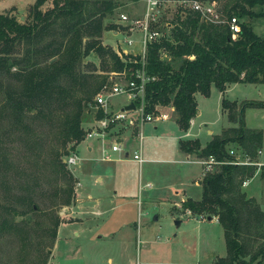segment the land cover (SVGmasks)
<instances>
[{
    "label": "trees",
    "instance_id": "trees-1",
    "mask_svg": "<svg viewBox=\"0 0 264 264\" xmlns=\"http://www.w3.org/2000/svg\"><path fill=\"white\" fill-rule=\"evenodd\" d=\"M43 1L33 0L24 21L11 11L0 12V136L15 135L24 149L45 150L44 166L58 181L51 190L53 202L67 204L73 176L62 155L83 138L81 122L100 86L111 74L130 71L137 64L127 58L139 56L126 53L122 59L100 38L102 30L113 25L104 18L127 0H52L45 8ZM210 2L216 4L223 21L212 22L196 11L181 13L176 8L168 19L171 25L160 26L167 28L166 34L145 45V71L153 76L144 84L145 110L155 104L172 105L183 130L196 111L195 92L207 95L211 83L223 90L236 81L264 82V28L257 33L243 19L259 16L264 22V0ZM231 15L239 21L234 36L226 20ZM87 55L96 57L97 63L84 60ZM220 106L230 124L203 145L196 138H186L178 141L179 148L226 160L234 147L255 157L262 131L245 126L243 110L263 107L264 100L237 102L222 96ZM47 131H51L49 139ZM259 167L264 170V164ZM255 169L254 164L215 165L201 177L200 196L180 201L182 211L216 216L222 227L226 253L210 264H264V210L241 186ZM35 185L36 181L29 186ZM23 198L29 210L37 206L29 194ZM1 207L3 213L8 208ZM58 221L55 216L52 241ZM29 226L26 219L16 223L0 216V232L12 231L21 247L30 242ZM30 264H45V259L36 254Z\"/></svg>",
    "mask_w": 264,
    "mask_h": 264
},
{
    "label": "rangeland",
    "instance_id": "rangeland-1",
    "mask_svg": "<svg viewBox=\"0 0 264 264\" xmlns=\"http://www.w3.org/2000/svg\"><path fill=\"white\" fill-rule=\"evenodd\" d=\"M32 2L0 0V12L11 11L17 20L24 21ZM167 3L162 9L161 20L171 18L176 10L173 0ZM51 4L52 0H44L41 6L45 8ZM142 6L143 0H127L107 15L104 22L113 25L102 30L101 41L113 49L118 43L128 52L139 51L140 31L127 32L117 17L120 12L139 16ZM243 19L257 33L264 28L259 16H244ZM113 29L119 31L108 39ZM126 38H131L132 43L127 44ZM85 59L97 63L94 56L87 55ZM218 94L213 83L207 95L195 93L196 108L201 111L192 116L189 135L178 127L175 114L167 111L164 119L144 121L141 126L136 125L133 132L131 128L126 129L124 135L130 140L126 144L122 141L120 151H109L112 158L108 160L100 158L98 139L82 138L75 151L78 164L70 165L78 182L74 187L77 205L70 214L73 218L58 223L54 244L50 229L55 216L65 217L66 207L53 202L51 190L58 181L44 166L45 150L24 149L15 135L0 136V216L4 214L16 223L26 219L30 225V242L22 244V247L12 231L3 229L0 232V264H30V257L36 254L45 259V264H210L215 256L224 255L226 248L220 223L213 217L201 218L182 211L177 203L180 195L172 190V187H178L183 188L186 194L197 193L199 185L195 180L200 175L201 165L183 160L185 154L178 148L177 140L197 136L202 141L209 135L207 129L217 132L227 124L225 115L219 110ZM225 96L235 97L237 102L243 99L264 100V82L238 84ZM114 98L123 100L125 96ZM244 119L247 126L262 129L260 162L264 163V106H246ZM82 125H87L86 121ZM50 132L47 131L48 139ZM112 139H105L106 147L110 146ZM86 143L92 145L91 150H86ZM138 143L142 157L140 171L130 156ZM124 151L128 155L123 156ZM138 176L141 184L145 181L150 183L145 187L148 190L142 188L137 192ZM249 179L242 189L254 194L255 202L264 208V170L260 172L258 169ZM34 181L37 185L30 188ZM28 194L37 205L33 210L27 208L23 198ZM114 195L115 202L124 198V204L108 215L107 208ZM131 197L132 202L126 201ZM2 205L8 206L4 213L1 212ZM120 211L121 217L116 218ZM176 219L180 220L177 225ZM118 220L130 221L131 228L116 233L111 239L110 233L116 229ZM120 236L130 238L126 248L119 243ZM107 257L111 258L110 261Z\"/></svg>",
    "mask_w": 264,
    "mask_h": 264
},
{
    "label": "built area",
    "instance_id": "built-area-1",
    "mask_svg": "<svg viewBox=\"0 0 264 264\" xmlns=\"http://www.w3.org/2000/svg\"><path fill=\"white\" fill-rule=\"evenodd\" d=\"M169 1L170 0H143L142 10L139 16H129L122 12L118 14L117 20L125 26L127 32L133 30L140 31V37L138 38L140 49L136 53L139 56L137 59L127 58L128 61H132L137 65L131 68L130 71L122 69L119 73L111 74L109 79L104 82L93 95L92 102L88 103L87 125H82L84 131L83 138L93 137L100 141V158H110L109 151H120L122 149V141H124V139L119 132L121 128L125 129L128 126L136 125L141 126L144 121L165 117V113L155 111V105L152 110H145L144 84L149 79H152L153 76L147 74L145 71L144 50L146 43L166 34L167 28H160V26L168 27L171 25L168 19L160 20L162 9ZM173 2H175V7L180 9L181 13L186 10H193L198 12L200 17L212 22L223 21L216 4L211 3L210 0H173ZM226 20L230 33L234 36L239 30V21L234 15H231ZM124 41L127 44L132 43L131 38H126ZM114 50L122 59H124V54L130 53L119 45H117ZM126 73H129L128 76H126ZM116 95H124L125 100L122 101L120 107L113 108V99ZM129 102H132L133 106L127 109L123 108V106ZM109 137H113V139L110 146L106 147L105 139ZM259 152L260 149H256V154ZM228 153L231 157L226 160L216 159L211 154L205 157L188 156L185 157L184 160L200 163L202 173L211 170L213 166L223 162L254 164L256 165V169L254 170L255 173L260 164H262L256 157L241 153L234 147L229 148ZM130 156L138 164L142 162L139 143L131 151ZM63 159L69 170L70 165L78 164V157L74 150H69L68 153L64 155ZM251 177L252 176L242 179L241 185L246 184ZM75 185H78L77 181H75L73 187H75Z\"/></svg>",
    "mask_w": 264,
    "mask_h": 264
},
{
    "label": "crops",
    "instance_id": "crops-1",
    "mask_svg": "<svg viewBox=\"0 0 264 264\" xmlns=\"http://www.w3.org/2000/svg\"><path fill=\"white\" fill-rule=\"evenodd\" d=\"M117 31H119V30H115V29H113V30H111V37L110 38H108V39H112V37H113V34H115ZM117 45H119L118 43H117ZM137 53V51H135V52H130L129 54H132V55H135ZM191 57V56H190ZM241 83H257V82H243V81H236V82H231V83H228V84H226L225 85V87H224V89L223 90H218V96H219V103H218V105H219V110H220V113H222L223 115H225V117H226V114H225V111L221 108V106H220V99H221V97L222 96H224V97H226L225 96V94L226 93H228V91L230 92L231 90H234V88H236L237 87V85L238 84H241ZM211 85V84H210ZM195 93H197V92H195ZM195 93H194V99H195ZM116 96H118V95H116ZM115 96V97H116ZM226 98H228V97H226ZM228 99H234V100H236L237 101V99L235 98V97H233V98H228ZM258 99H263V98H258ZM125 100V98L123 99V100H121V99H113V108H116V107H120L121 105H122V101H124ZM238 101H240V100H238ZM195 103H196V101H195ZM155 111H157V112H163V113H165V117H166V114H167V111H170V112H173V114H175L174 113V110H173V106L172 105H170V104H155ZM201 111V109H197L196 108V111H195V113H198V112H200ZM175 116H176V114H175ZM165 117H163V118H160V119H164ZM87 118H88V114H86V116L83 118V122L84 121H86L87 120ZM226 120H227V118H226ZM191 121H193V119H192V117L189 119V125L187 126V128L184 130V133H185V135H189V133H190V131H189V128H190V123H191ZM243 121H244V124H245V126H247L246 125V119H244V110H243ZM230 124V122L227 120V124L225 125V126H227V125H229ZM225 126H222L221 127V129L223 128V127H225ZM247 127H250V126H247ZM128 128H131L132 129V132L133 131H135L136 130V126H128V127H126L125 129H120L119 130V132L121 133V135L123 136V139H124V143L126 144V143H128V141L130 140L129 138H128V136H126V135H124V132H125V130L126 129H128ZM250 128H255V127H250ZM220 129V130H221ZM257 129H260L261 131H262V129L261 128H257ZM219 130V131H220ZM219 131H217V132H210V129H207V132H209V135L208 136H206L205 138H204V140H200L197 136H194V137H192V136H190V137H183V138H178V140H177V142L179 141V140H181V139H186V138H196L197 140H198V142L200 143V145H203L213 134H215V133H218ZM132 139V138H131ZM261 140H262V135H261ZM85 148H86V150H91V148H92V145L91 144H89V143H86V145H85ZM178 148H179V145H178ZM180 149V148H179ZM257 149H260V151H261V149H262V146L260 145ZM72 150H74V151H77V144L74 146V149H72ZM184 152V154H185V157H188V156H190V157H202V156H197V155H195V153L194 152H186V151H183ZM126 155H128V153H127V151H124L123 152V156H126ZM184 157V158H185ZM255 157H256V159L257 160H259L260 161V159H261V155H260V152L258 153V154H256L255 155ZM112 157L110 156V158H107V160L108 159H111ZM101 159H104L105 160V158H101ZM184 160V159H183ZM262 161V160H261ZM191 162H194V161H191ZM142 163V162H141ZM141 163L140 164H138L137 163V168H138V171H140V167H141ZM198 163V162H197ZM200 164V163H199ZM262 164H264V163H262ZM201 165V164H200ZM201 169H202V167H201ZM258 169L260 170V172L262 171L263 172V169H261L260 167H258ZM258 169H257V171H258ZM70 172H71V174H72V176H73V186H74V184H75V181H77V179H76V176H74V174L72 173V171H71V169H70ZM202 175H203V173H202V170H200V175H198V177L196 176V180H195V182L199 185V187H198V189H197V193L196 194H193V195H190V194H186L185 193V190L183 189V188H178V187H172V190H173V192H175L176 194H178L179 193V195H180V197H179V199H178V205H179V207H180V201L182 200V199H184L185 197H192V198H198L199 196H200V192H201V177H202ZM250 181V179L248 180V182ZM248 182L246 183V184H248ZM117 181H116V185H117ZM246 184H244V185H241V186H243V188L246 186ZM119 185L120 186H123L121 183H119ZM147 186H150V183L149 182H147V181H145L143 184H141L140 183V176H138V180H137V192L139 193L140 191H141V189L142 188H145V187H147ZM145 189H147V188H145ZM140 190V191H139ZM148 190V189H147ZM245 192H246V190H245ZM115 193V192H114ZM145 194H147L148 193V191H145L144 192ZM246 196H250V197H254V194H249V193H247L246 192ZM116 198V196L114 195V196H112V203H111V205L107 208L108 209V215H111V212L115 209V208H117V207H120L121 205H123L124 204V198H122L121 200H117V202H115V199ZM132 198L133 197H131V198H129V199H126V201H128V202H132ZM254 199V198H253ZM77 197H75V189H74V187H73V193H72V197H71V201L69 202V203H67V204H65V207H66V209H65V217H62V218H58L59 219V221H58V223L61 221V220H64V219H71V218H73L72 216H70V214L72 213V209H73V207L74 206H76L77 205ZM98 202H100V200L98 201ZM136 202H138V200H136ZM75 204V205H74ZM175 206V205H174ZM260 206V205H259ZM261 207V206H260ZM137 208H139V206L137 205ZM262 210H264V208H261ZM184 212L185 213H188V214H191L190 212H187V210H184ZM118 214V212L116 213V215ZM200 216V215H199ZM61 217V216H60ZM118 217H121V211H120V213L118 214V216L116 217V218H118ZM215 218L216 219V216H211L210 218ZM201 218H204V217H201ZM207 218V217H206ZM210 218H208V219H210ZM179 219H178V223H179ZM58 223H57V225H58ZM57 225H56V228H55V236H54V240H53V244H54V241H55V239H56V229H57ZM117 227H116V229H114V230H112V232L110 233V235H111V239L113 238V235H115L116 233H119V232H121V231H123V230H125L126 228H131V226H130V221H126V220H118L117 221ZM135 228H136V226H135ZM118 241H119V243L120 244H123V246L126 248L127 246H128V243L130 242V238H128L127 236H120L119 238H118ZM53 244H52V246H53ZM51 249H52V247H51ZM110 257H107V260L108 261H110Z\"/></svg>",
    "mask_w": 264,
    "mask_h": 264
},
{
    "label": "water",
    "instance_id": "water-1",
    "mask_svg": "<svg viewBox=\"0 0 264 264\" xmlns=\"http://www.w3.org/2000/svg\"><path fill=\"white\" fill-rule=\"evenodd\" d=\"M133 106V103L132 102H129L128 104L124 105L123 108H131ZM207 218H210L209 216H207ZM175 224L177 225L178 224V220L176 219L175 220Z\"/></svg>",
    "mask_w": 264,
    "mask_h": 264
}]
</instances>
